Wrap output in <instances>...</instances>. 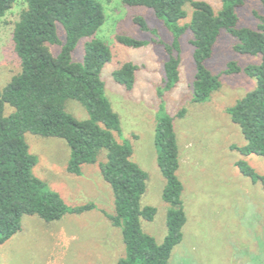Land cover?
<instances>
[{"label":"trees","instance_id":"16d2710c","mask_svg":"<svg viewBox=\"0 0 264 264\" xmlns=\"http://www.w3.org/2000/svg\"><path fill=\"white\" fill-rule=\"evenodd\" d=\"M247 0H221L215 12L200 0H122L127 8L150 10L171 35L170 43L159 39L149 42L119 35V45L139 49L149 43L162 47L166 61L164 92L179 82L180 38L189 31L193 48L195 76L192 102L203 104L221 87L220 76L206 67L221 32L236 44L233 50L242 56H260L259 65L239 68L230 63L226 75L243 73L255 80L256 86L226 113L236 125L246 145L237 151L243 156H258L264 161V16L253 13L258 21L255 30L238 28L236 9ZM264 5V0H261ZM191 9L190 22L185 8ZM15 7H20L18 21L12 31V45L20 63V72L0 90V245L21 229L24 216H36L45 223L60 221L66 214L80 215L95 209L92 203L68 208L60 196L32 174L37 163L31 155L24 135L55 138L70 150L66 171L82 175V166L98 163L102 179L112 191L114 213H103L111 226L121 232L125 256L116 264H169L172 251L182 241L186 223L183 186L178 178L179 151L173 118L160 106L161 115L155 125L156 164L165 181L162 200L168 205L166 236L161 244L143 233L141 221L152 222L153 207H140L146 191L147 174L132 162V149L115 136L121 134L118 115L105 94L101 80L103 67L112 59L106 43L93 39L105 22L102 6L94 0H0V20ZM141 32L158 37L144 18H133ZM63 31V39L58 34ZM83 47L82 62H74L78 43ZM50 47H58L53 55ZM138 67L125 62L112 73L114 82L127 92L134 88ZM75 101L87 112L88 119L79 121L69 114L65 105ZM6 107L12 112L6 115ZM185 114L181 110L177 118ZM105 152L104 161L99 156ZM240 173L264 191V176L258 175L244 162L236 163Z\"/></svg>","mask_w":264,"mask_h":264},{"label":"rangeland","instance_id":"374dc122","mask_svg":"<svg viewBox=\"0 0 264 264\" xmlns=\"http://www.w3.org/2000/svg\"><path fill=\"white\" fill-rule=\"evenodd\" d=\"M105 14V22L94 35L109 46L112 59L101 72L105 94L118 115L121 134L117 141L132 149L131 160L147 174L146 191L140 207H153L152 222L141 221L143 233L159 245L166 229L168 205L162 200L165 181L156 164L154 147L155 125L163 103L165 113L173 118V128L179 151L178 178L182 183V202L186 223L182 241L174 248L169 264H264V191L244 177L236 163L244 162L258 175L264 176V161L258 156H243L237 151L246 145L239 128L232 124L226 111L247 93L256 82L245 74L226 75L230 63L243 69L259 65L260 56H242L233 50L235 39L221 32L206 62L207 69L220 76L221 87L208 102H192L195 76L192 35L187 31L179 40V82L164 92L166 55L162 47L149 43L139 49L119 45L116 37L125 35L139 41L161 40L170 43L171 35L150 10L127 8L122 0H94ZM215 12L221 0H200ZM190 22L191 9L185 8ZM20 7H15L0 20V90L20 72V63L12 45V31L18 21ZM253 13L264 16L261 0H247L236 9L238 28L255 30L258 21ZM145 19L158 37L141 32L133 18ZM63 39V31L58 26ZM81 40L73 54L74 62H82ZM53 55L58 47H50ZM125 62L138 67L134 88L127 92L117 85L112 73ZM66 111L79 121L88 119L86 110L75 101H67ZM6 115L11 113L9 107ZM184 110L182 118H177ZM31 155L37 163L32 174L47 188L57 193L68 208L89 203L95 209L80 215L66 214L60 221L45 223L36 216H24L21 229L0 245V264H116L125 256L119 229L111 226L103 213H114L110 186L104 182L98 163L82 166V175L75 177L66 171L70 150L55 138L24 135ZM103 152L98 161H104Z\"/></svg>","mask_w":264,"mask_h":264}]
</instances>
